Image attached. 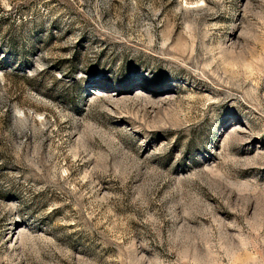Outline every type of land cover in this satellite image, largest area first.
Segmentation results:
<instances>
[{"label":"rangeland","instance_id":"374dc122","mask_svg":"<svg viewBox=\"0 0 264 264\" xmlns=\"http://www.w3.org/2000/svg\"><path fill=\"white\" fill-rule=\"evenodd\" d=\"M0 264H264V0H0Z\"/></svg>","mask_w":264,"mask_h":264}]
</instances>
